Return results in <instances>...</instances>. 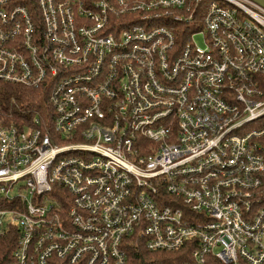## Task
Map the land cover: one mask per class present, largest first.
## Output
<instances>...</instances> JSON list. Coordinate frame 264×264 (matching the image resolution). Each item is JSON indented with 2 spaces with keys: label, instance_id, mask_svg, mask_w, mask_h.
<instances>
[{
  "label": "built area",
  "instance_id": "obj_1",
  "mask_svg": "<svg viewBox=\"0 0 264 264\" xmlns=\"http://www.w3.org/2000/svg\"><path fill=\"white\" fill-rule=\"evenodd\" d=\"M0 80L50 102L0 122L12 264H264V7L0 0Z\"/></svg>",
  "mask_w": 264,
  "mask_h": 264
},
{
  "label": "trees",
  "instance_id": "obj_2",
  "mask_svg": "<svg viewBox=\"0 0 264 264\" xmlns=\"http://www.w3.org/2000/svg\"><path fill=\"white\" fill-rule=\"evenodd\" d=\"M50 109L48 90L30 88L0 80V122L22 126L34 116ZM264 145V136L262 137ZM12 243L0 242V264H12ZM186 250L178 252L149 251L144 246L131 248L127 264H182L189 258Z\"/></svg>",
  "mask_w": 264,
  "mask_h": 264
},
{
  "label": "rangeland",
  "instance_id": "obj_3",
  "mask_svg": "<svg viewBox=\"0 0 264 264\" xmlns=\"http://www.w3.org/2000/svg\"><path fill=\"white\" fill-rule=\"evenodd\" d=\"M193 42L198 46V47H201V48H205L206 47V43H205V40H204V36L203 35H195L193 37Z\"/></svg>",
  "mask_w": 264,
  "mask_h": 264
},
{
  "label": "water",
  "instance_id": "obj_4",
  "mask_svg": "<svg viewBox=\"0 0 264 264\" xmlns=\"http://www.w3.org/2000/svg\"><path fill=\"white\" fill-rule=\"evenodd\" d=\"M256 3H258L259 5H261L262 7H264V0H252Z\"/></svg>",
  "mask_w": 264,
  "mask_h": 264
}]
</instances>
